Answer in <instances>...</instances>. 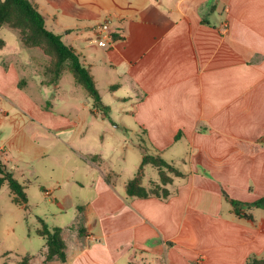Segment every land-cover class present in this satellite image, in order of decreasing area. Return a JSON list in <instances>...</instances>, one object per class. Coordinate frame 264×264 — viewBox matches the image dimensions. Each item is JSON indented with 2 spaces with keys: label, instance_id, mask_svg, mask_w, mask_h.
Instances as JSON below:
<instances>
[{
  "label": "crops",
  "instance_id": "obj_1",
  "mask_svg": "<svg viewBox=\"0 0 264 264\" xmlns=\"http://www.w3.org/2000/svg\"><path fill=\"white\" fill-rule=\"evenodd\" d=\"M33 1L47 28L75 49L97 88L95 71L104 74L129 120L98 133L106 145L100 155L76 146V120L43 109L25 91L24 73L34 75L37 57L7 51L5 42L0 134L13 125L14 135L26 136L28 127L32 140L41 143L34 157L49 155L62 142L67 161L76 156L85 164L65 163L61 178L42 187L47 208H57L53 215L71 212L65 224L39 218L63 230L66 262H45V242L37 254L28 250V264H247L253 256L264 258V209H243L253 217L247 219L225 198L253 203L264 197V0ZM30 82L37 88L45 81ZM48 82L60 88V77ZM107 107V115L95 108L92 113L111 121ZM125 135H138L141 142ZM179 144L182 155L174 150ZM138 147L186 166L185 177L168 186V199L127 195L136 173L131 166L125 176L111 157ZM7 151L1 140L0 152L6 157ZM66 184L76 185L81 195L86 188L92 193L75 203Z\"/></svg>",
  "mask_w": 264,
  "mask_h": 264
},
{
  "label": "rangeland",
  "instance_id": "obj_2",
  "mask_svg": "<svg viewBox=\"0 0 264 264\" xmlns=\"http://www.w3.org/2000/svg\"><path fill=\"white\" fill-rule=\"evenodd\" d=\"M36 1L46 6L50 2V0ZM0 38L7 43V51L18 49L28 56L34 55L37 57L35 63L38 68L34 75L24 73L28 81V87L24 90L41 102L43 109L54 111L56 114L64 115L70 119L74 118L77 126L71 129L74 131L73 144L82 148L85 146L86 149L91 148L96 154L100 155L103 147L106 148V145H102L98 133L102 132L105 127L111 128V126L121 125L122 120H129V118L122 116L121 104L114 101L112 91L105 86L104 74L95 71L102 102L105 106H109L112 109V112H109L111 121L105 119L101 114L92 113L94 109L93 101L91 102V106L83 105L86 99L91 98L84 88L76 82L69 69H65L62 72L60 75V88L55 89L53 84L48 82L52 79V75L47 73V69H45V66L49 64V58L38 48L25 47L21 42L17 30L4 26L0 31ZM35 78H42L45 81L44 85L37 88L32 87L33 83L30 82V79ZM19 88H22V85ZM78 115H80V120L77 117ZM83 120L85 123H82ZM113 121L114 124L112 123ZM12 126L9 125L1 130L0 145L1 140H5L8 151L6 157L5 154L0 152V160L8 166L7 170L13 173L14 177L26 187L25 192L28 197V205L27 207H22L12 201V195L7 183L0 188V264H20L21 260L28 255V250H31L29 252H33L32 254H37L41 250L42 245L45 244V240L43 237L34 234L40 228V217L47 216V219L46 217L44 219L48 220L50 224H54L56 220L57 222H61V224H65L70 218L71 212L60 213L59 218L53 215V212L57 211V208L52 209L53 212L47 208L49 204L43 196L42 187H49L53 181L61 178L63 173L62 167L65 163L70 168L85 166L84 162H82L83 160L76 156L71 161H67L66 146L62 142L58 143L49 155L34 157L41 143L38 144V141L32 140V132H30L28 127L25 129L26 136H16L14 135L15 129ZM116 131L119 132V130ZM125 137H129V135H125ZM129 138L134 143L141 142L138 135H130ZM140 138H142V135ZM20 145L27 146V150L20 151ZM180 147L181 144L177 145L174 150L182 155L184 151L183 148L180 150ZM144 148L147 149L149 147L144 145ZM125 153L124 149H120L116 155L111 157L113 166H117V168L119 166L124 167L125 176L127 175L126 169L132 166V172L137 174L143 161L144 150L138 147L134 148L133 154L127 152V155H125ZM147 153L152 154V151L149 150ZM123 157H125V161H123ZM175 164L181 171L186 169V166L181 161ZM31 166H35L37 169L36 177L29 174L32 169ZM78 178L82 179L80 175ZM28 179L31 183L28 182ZM155 180H159L157 169L151 165H147L144 169L143 186L146 187L150 182ZM65 190L75 203L83 202L85 197L92 193L89 188H86L83 190V195H81L78 192V187L71 184H66ZM79 204L83 205V203ZM30 230L33 231L31 238L28 237Z\"/></svg>",
  "mask_w": 264,
  "mask_h": 264
},
{
  "label": "trees",
  "instance_id": "obj_3",
  "mask_svg": "<svg viewBox=\"0 0 264 264\" xmlns=\"http://www.w3.org/2000/svg\"><path fill=\"white\" fill-rule=\"evenodd\" d=\"M7 26L17 30L22 44L27 48H38L48 58L47 73L52 75V81L56 82L65 69H69L76 82L84 88L93 101V108L108 114V107L102 102L100 92L95 84L92 74L81 61L75 49L67 45L62 36L49 30L46 26L44 15L40 12L38 5L33 0H0V31ZM5 47V41L0 38V50ZM177 139L179 136L176 137ZM147 165L155 167L158 171L159 180L152 181L149 187L143 186L144 169ZM113 175L107 177L112 181ZM185 174L174 164L169 163L160 155L145 154L141 166L135 175L126 185V192L129 197L147 199L156 197L166 200L170 197L171 191L168 186L174 178H183ZM7 183L12 195V201L22 207H27L28 197L25 186L20 183L6 168L0 160V188ZM225 198L231 203L236 214L240 217L252 219L251 214H243V209H264V197L253 203H242ZM40 228L36 231L38 236L45 239L47 254L45 262L67 260V245L63 238V230L59 227L51 228L47 223L39 219ZM30 257H24L20 264H28ZM247 264H264V258L251 257Z\"/></svg>",
  "mask_w": 264,
  "mask_h": 264
},
{
  "label": "built area",
  "instance_id": "obj_4",
  "mask_svg": "<svg viewBox=\"0 0 264 264\" xmlns=\"http://www.w3.org/2000/svg\"><path fill=\"white\" fill-rule=\"evenodd\" d=\"M228 29H229L228 25H227V24H224V25H223V31H224V32H227ZM1 111H3V110L1 109ZM47 195H49V193H47Z\"/></svg>",
  "mask_w": 264,
  "mask_h": 264
}]
</instances>
